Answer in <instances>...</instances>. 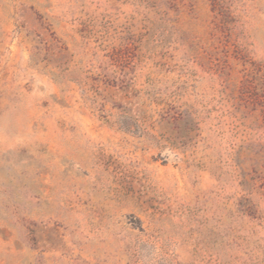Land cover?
I'll return each instance as SVG.
<instances>
[{
  "label": "rangeland",
  "instance_id": "1",
  "mask_svg": "<svg viewBox=\"0 0 264 264\" xmlns=\"http://www.w3.org/2000/svg\"><path fill=\"white\" fill-rule=\"evenodd\" d=\"M0 264H264V0H0Z\"/></svg>",
  "mask_w": 264,
  "mask_h": 264
}]
</instances>
